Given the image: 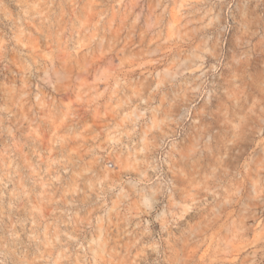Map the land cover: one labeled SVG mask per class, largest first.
Listing matches in <instances>:
<instances>
[{
	"label": "clouds",
	"instance_id": "9594fccd",
	"mask_svg": "<svg viewBox=\"0 0 264 264\" xmlns=\"http://www.w3.org/2000/svg\"><path fill=\"white\" fill-rule=\"evenodd\" d=\"M233 261L264 264V0H0V264Z\"/></svg>",
	"mask_w": 264,
	"mask_h": 264
},
{
	"label": "rangeland",
	"instance_id": "374dc122",
	"mask_svg": "<svg viewBox=\"0 0 264 264\" xmlns=\"http://www.w3.org/2000/svg\"><path fill=\"white\" fill-rule=\"evenodd\" d=\"M6 25H7V22H5V30H7ZM5 75H8V73H5ZM9 78H11V77H9ZM213 243H214V237L210 233L209 234V238H208V242L206 244H204L202 246V248L198 252V257L200 259H203L204 257H206L210 253ZM190 251L193 254H197V250L196 249H191ZM230 264H234V261L230 262Z\"/></svg>",
	"mask_w": 264,
	"mask_h": 264
}]
</instances>
